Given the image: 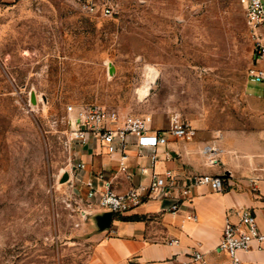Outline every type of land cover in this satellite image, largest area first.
I'll return each mask as SVG.
<instances>
[{
  "label": "rangeland",
  "instance_id": "374dc122",
  "mask_svg": "<svg viewBox=\"0 0 264 264\" xmlns=\"http://www.w3.org/2000/svg\"><path fill=\"white\" fill-rule=\"evenodd\" d=\"M114 1L111 16L76 0L0 7V264H86L96 243L68 105L164 128L175 116L229 125L248 115L254 38L239 0Z\"/></svg>",
  "mask_w": 264,
  "mask_h": 264
},
{
  "label": "crops",
  "instance_id": "0c3cea01",
  "mask_svg": "<svg viewBox=\"0 0 264 264\" xmlns=\"http://www.w3.org/2000/svg\"><path fill=\"white\" fill-rule=\"evenodd\" d=\"M246 96L248 115L241 122L222 125L207 118L188 121L175 116L190 124L192 136H169L168 142L157 148L158 171L173 169L187 182L197 174L222 175L228 187L215 191L209 184L194 185L189 200L175 212L170 209L172 199L154 198L113 214L109 226L94 234L96 243L86 264H181L193 249L202 250L212 264H230L219 243L227 214L237 221L235 210L240 208L253 210L264 231V82L249 73ZM170 125L171 121L166 128ZM153 126L164 128L157 121ZM145 152L147 155L138 156L136 147L131 150L129 178L119 170L118 153L84 146L80 150V158L86 162L84 180L103 172L117 191L147 183L153 172L148 156L152 149ZM97 182L102 184L99 179ZM255 182L258 188L253 187ZM105 212L98 209L97 216ZM171 239L178 242L170 244ZM237 257L241 264H264V244L240 250Z\"/></svg>",
  "mask_w": 264,
  "mask_h": 264
},
{
  "label": "built area",
  "instance_id": "2783aa9c",
  "mask_svg": "<svg viewBox=\"0 0 264 264\" xmlns=\"http://www.w3.org/2000/svg\"><path fill=\"white\" fill-rule=\"evenodd\" d=\"M13 0H0V7ZM80 9L91 16H111L115 13L114 0H76ZM245 10L247 24L254 38V56L248 73L250 76L264 82V0H239ZM70 115L71 129L69 142L76 144L81 150L84 146L101 147L109 154L118 153L119 170L130 178L131 150L136 147L138 156H145L146 148H151L148 154L153 172L147 183L132 186L126 191H117L112 179L105 177L103 172L84 180L87 189V199L99 210L113 214L125 213L148 199L170 198L173 200L170 209L175 212L191 197L192 186L209 184L215 191H223L228 187L222 175L197 174L187 182L173 169L164 172L157 170L159 154L157 148L168 142L169 136L189 138L192 136L191 126L178 117L171 120V125L164 128H154L151 116H140L122 113L97 103L70 104L67 107ZM74 167L80 171L86 169L85 160L79 158ZM141 172L144 166H139ZM97 179V180H96ZM98 179L102 182L100 185ZM253 187L258 188L257 183ZM238 220L231 219L230 213L225 218L219 249L226 252L230 264H241L237 257L240 250H249L254 246L264 244V231L259 227L257 215L250 208L235 210ZM196 217V215H195ZM116 230L112 229V232ZM171 239L170 244L177 243ZM181 264H212L200 249L186 253Z\"/></svg>",
  "mask_w": 264,
  "mask_h": 264
},
{
  "label": "water",
  "instance_id": "95a60500",
  "mask_svg": "<svg viewBox=\"0 0 264 264\" xmlns=\"http://www.w3.org/2000/svg\"><path fill=\"white\" fill-rule=\"evenodd\" d=\"M113 213L112 212H105L103 215H98V224L101 229H104L109 226Z\"/></svg>",
  "mask_w": 264,
  "mask_h": 264
},
{
  "label": "bare ground",
  "instance_id": "6f19581e",
  "mask_svg": "<svg viewBox=\"0 0 264 264\" xmlns=\"http://www.w3.org/2000/svg\"><path fill=\"white\" fill-rule=\"evenodd\" d=\"M143 91L145 92V90H143ZM143 91H142V93H144Z\"/></svg>",
  "mask_w": 264,
  "mask_h": 264
}]
</instances>
